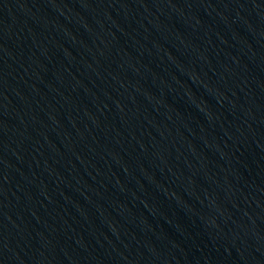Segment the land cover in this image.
Masks as SVG:
<instances>
[{
    "label": "water",
    "instance_id": "95a60500",
    "mask_svg": "<svg viewBox=\"0 0 264 264\" xmlns=\"http://www.w3.org/2000/svg\"><path fill=\"white\" fill-rule=\"evenodd\" d=\"M0 264H264V0H0Z\"/></svg>",
    "mask_w": 264,
    "mask_h": 264
}]
</instances>
